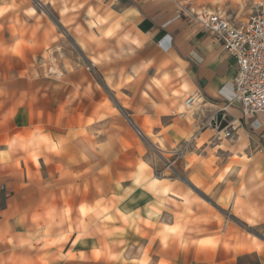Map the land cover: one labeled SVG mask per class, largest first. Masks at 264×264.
Segmentation results:
<instances>
[{"label": "crops", "instance_id": "obj_1", "mask_svg": "<svg viewBox=\"0 0 264 264\" xmlns=\"http://www.w3.org/2000/svg\"><path fill=\"white\" fill-rule=\"evenodd\" d=\"M36 2L62 18L71 8L80 25L64 35ZM258 2L0 0V264H239L248 253L264 264L256 237L233 240L230 255L206 244L238 231L207 200L230 192L232 209L240 197L264 215V113L231 103L235 60L190 16L238 22ZM149 141L182 153L181 180H152L140 164ZM167 215L162 240L131 239ZM131 245L146 251L134 258Z\"/></svg>", "mask_w": 264, "mask_h": 264}, {"label": "rangeland", "instance_id": "obj_2", "mask_svg": "<svg viewBox=\"0 0 264 264\" xmlns=\"http://www.w3.org/2000/svg\"><path fill=\"white\" fill-rule=\"evenodd\" d=\"M258 1L261 2L262 0H258ZM37 7L41 8L44 13H47V12L49 13V15L51 16L54 27H56L58 29V31L62 32L63 34L65 32H68L71 29V27H76V26L80 25L79 22L77 23V22L73 21L74 13L71 12L72 11L71 8H69V10H70V13H73V14L69 13L67 15L68 17L62 18L61 15H59L60 13L62 14V12L60 10L56 11L55 8L52 6L49 8L47 6H45V8L44 7L42 8L37 3ZM77 13H80V12H77ZM70 17H72V18H70ZM91 24H93V22L89 21V25H91ZM71 33H73V32H71ZM67 42H68L67 43V46H68L67 49L73 50L74 45H73L72 39L68 38ZM72 53H75V50H73ZM148 137L152 138L153 140L156 139V137L153 136L151 133L148 134ZM145 138H146V136H145ZM145 146H146V151H145V153H143L142 157L148 164H144L143 162H141L140 164H142L143 167H145L149 171L152 170V180L158 179L159 177H174V178L179 177L181 180L182 177H184L183 168L178 167L179 161L182 160V153H181V157L178 158L175 163L171 164L173 161V158L175 157V154H177L178 151H175V152H170V151L169 152H167V151L159 152V148H157L155 143H153L152 141H149L147 144H145ZM187 156H188V153H186V157ZM210 159L215 160V157L211 155ZM175 165H177V166H175ZM214 168H216V167H214ZM229 168H230V165L226 167V170H228ZM240 175H242V173ZM231 197H232V195L229 192L227 198H225V199L218 197V198L210 199V201L207 200L209 205H210L211 211H212L211 216L213 217L214 220H217L221 224H224L227 222V223H229V227H230V225H232L233 228H236L238 230V231H234V230L230 229L229 233H228L229 239H224V238H222L221 234H218V236L216 238L209 239L206 241V244H208L209 247L213 251L212 252L213 257L215 256L216 250L218 248L222 252H224L225 254L230 255L231 252H233L234 249H236V246H233V244H234L233 240L236 241V239H238V237H240L241 235L243 236L244 240L251 241L252 239L254 240V237H256V238H258L264 242V215L263 214H257L253 208H249L247 200L243 201L240 197H237L235 199L233 209H232L231 205H230L232 202ZM242 208H243V210L241 211ZM247 210L249 211V213L245 214V211H247ZM172 216L174 219H177L179 214L177 212H174V214H172ZM135 217L139 219L138 215H135ZM173 218H172V220H173ZM154 219L155 218H153V221H154ZM167 221L168 222L171 221V216L167 215V216L161 217V220H159L160 224H158V225L160 227H162L163 229H159L157 227V224L152 223L151 225L156 227L155 230H151V229L148 230V229H142L141 228V229H139L138 232L133 231L131 233V239L133 240L136 238H143V239H145V238H158L159 239L160 238L162 240L165 237V234H167L169 231L170 232L172 231L171 225H169L167 223ZM144 222L146 223V225L150 224V221H144ZM148 226H150V225H148ZM232 232L236 236H233ZM179 233H181V232L179 231ZM192 233H194V232H191V234ZM238 249L239 250H241V249H244V250L250 249L251 250V247L244 245ZM255 249L258 250L259 252H262L264 250V244L256 245ZM147 250H149V249H147ZM152 250L155 251V253H156L159 251V248H153ZM142 251H146V249L143 248V246L135 247V246L131 245V246H129L127 253H130L134 258H136ZM238 261H239L238 262L239 264H258L257 256L255 254H252V253H248L247 255L240 257L238 259ZM159 264H170V262H168L164 259H160Z\"/></svg>", "mask_w": 264, "mask_h": 264}, {"label": "built area", "instance_id": "obj_3", "mask_svg": "<svg viewBox=\"0 0 264 264\" xmlns=\"http://www.w3.org/2000/svg\"><path fill=\"white\" fill-rule=\"evenodd\" d=\"M190 16L210 31L235 60L236 74L232 81L235 94L231 103L236 104L244 116L264 113V0L255 5L249 19L238 22L229 20L221 12L198 11ZM193 101L194 95H190L183 104L188 108ZM231 103L222 109L226 110ZM171 113L184 115V111ZM223 130L224 136L230 135V130ZM180 157L181 152L175 154L171 164Z\"/></svg>", "mask_w": 264, "mask_h": 264}, {"label": "water", "instance_id": "obj_4", "mask_svg": "<svg viewBox=\"0 0 264 264\" xmlns=\"http://www.w3.org/2000/svg\"><path fill=\"white\" fill-rule=\"evenodd\" d=\"M217 126L218 130L223 129L227 125V118H222V114L218 113L216 115L214 126Z\"/></svg>", "mask_w": 264, "mask_h": 264}]
</instances>
